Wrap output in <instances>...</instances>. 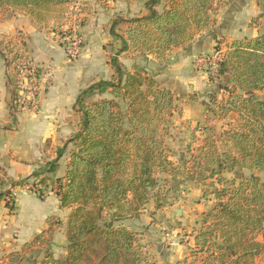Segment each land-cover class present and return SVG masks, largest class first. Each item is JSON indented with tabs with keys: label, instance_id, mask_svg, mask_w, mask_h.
<instances>
[{
	"label": "trees",
	"instance_id": "obj_1",
	"mask_svg": "<svg viewBox=\"0 0 264 264\" xmlns=\"http://www.w3.org/2000/svg\"><path fill=\"white\" fill-rule=\"evenodd\" d=\"M68 2L0 0V12L24 11L38 25L52 19L53 11ZM256 5L258 14L249 26L260 31L254 37L229 43L218 69L225 84L231 85L226 89L228 106L223 109H233L238 117V123L224 132L227 161L210 127H203L204 145L193 157L194 167L209 169L210 176H218L223 170L250 173H234L227 185L211 190L213 204L200 213V227L194 234L192 255H202L200 264H257L256 258L264 256V240L259 239L264 229V99L253 95L264 91V0H256ZM144 8V14L126 19L125 39L109 59L111 77L92 81L75 99L77 131L57 150L60 157L68 143L76 146L69 154L64 175L39 179L41 187L56 184L60 207L70 209L65 228L66 255H53L48 228L20 251L10 253L8 264L32 259L35 246L41 247L43 255L29 264L145 263L137 234L116 223L138 217L155 190V174L165 163L164 136L174 108V93L160 87L144 68L124 67L118 56L127 51L151 55L161 62L168 50L187 45L209 29L216 8L215 0H146ZM7 37L0 38V57L6 67L12 110L17 96L14 65L28 55L21 31ZM239 90L247 94L240 95ZM105 93L111 97L88 102ZM213 165L219 169L213 170ZM54 168L52 160L32 175L37 178ZM217 181L225 180L220 177ZM205 193L202 190V195ZM42 196L39 192L38 197ZM153 197L156 200V193ZM106 210L109 218L104 221Z\"/></svg>",
	"mask_w": 264,
	"mask_h": 264
},
{
	"label": "crops",
	"instance_id": "obj_2",
	"mask_svg": "<svg viewBox=\"0 0 264 264\" xmlns=\"http://www.w3.org/2000/svg\"><path fill=\"white\" fill-rule=\"evenodd\" d=\"M90 1L91 5H94L96 0ZM139 2L141 4L143 0L129 3L109 0L110 9L105 16L119 12L128 13V16L143 14L145 11ZM238 10L237 8L227 15L235 20L240 16ZM105 11L98 5L96 16H104ZM257 14L258 11L254 10L253 14L246 18L245 29L242 33L238 32L240 34L238 36H232L237 34L233 26L230 30L229 25H219L220 14L214 21L215 25L212 24L215 28L201 31L185 46L168 50L163 62L157 61L151 55H140L134 63L144 68L160 87L171 90L176 96L184 97L181 105L182 116L179 119L190 126L189 103L208 100L207 94H203L205 89L200 91L208 83L205 74L196 65L193 67L191 61L196 55L210 50L214 42L221 39H226L225 43H229L232 37L240 39L256 36L258 29L248 25L251 18ZM93 22L92 33H98L97 28L103 29V26L97 27L96 22ZM106 29L111 34L112 26H107ZM249 29L251 32H248ZM17 31H22L25 35V54L43 69L40 78L46 86L39 94L36 110L25 109L14 114L13 109L10 110L11 98L6 81V67L0 57V264H8L10 253L20 251L25 243L48 228L51 229L50 249L52 250L54 226L50 225L51 219L58 220L63 214L66 216L69 214L68 208L60 207L56 190L50 189L56 184H48L49 188L45 189V195L40 198L17 183L21 179H31L32 173L37 171L38 167H44L45 163L52 160L55 163L54 170L43 172L44 174L37 177L60 178L64 175L69 155L64 150L62 155L57 157V150L62 148L70 136L77 131L79 115L73 110L75 99L80 90L92 81L109 79L112 74L108 59L101 58V54H94L87 49L79 55L74 65H70L71 61L67 59L64 49L57 45L56 39L54 40V33L48 32L47 29L41 30L28 16L15 14L0 21V38L2 35H14ZM248 34L250 35L247 36ZM117 42L116 40L113 43ZM123 54H127V51L121 52L119 60L124 66L129 65L127 67L130 69L136 54L131 53L128 57H122ZM197 92H201L203 96L198 98V101H193L194 93ZM186 97L189 98L184 100ZM206 112L203 114V120L207 118ZM195 127L192 125L191 129L194 130ZM177 142L178 145L184 144L178 138ZM179 187H183V181L180 182ZM10 194H14L11 203L8 198ZM192 205V212L194 211L192 216L188 209H174L175 215L179 217L177 221L171 219L169 209H165L167 211L164 213H159L158 209L151 216L146 214V209H143L138 218L125 219L122 223L130 230L138 225H147L149 231L152 233L154 231L149 242L153 247L152 252L158 255L157 264H178V261L188 255L187 251H192L193 254L195 250L194 234L199 224L198 218L206 207L205 203L192 202ZM184 225L190 231L184 229ZM186 232L188 235L183 236ZM34 249L40 250L41 247L35 246ZM197 260L198 258L192 255V264H200Z\"/></svg>",
	"mask_w": 264,
	"mask_h": 264
},
{
	"label": "rangeland",
	"instance_id": "obj_3",
	"mask_svg": "<svg viewBox=\"0 0 264 264\" xmlns=\"http://www.w3.org/2000/svg\"><path fill=\"white\" fill-rule=\"evenodd\" d=\"M108 1L109 0H106L102 4L96 0L94 4L96 6H94L91 5L90 0H69L67 4L61 6L56 11L54 10L53 11L54 17L52 19H48L45 23L37 25L33 20L31 19L30 20L34 22L37 26H39L41 30L47 29L48 32H53L54 40L56 39L55 41L57 45L60 46L61 48L65 49V47L69 45V42H67L66 40H68V38L71 37L72 34L74 33L76 38L80 41L79 55L84 51H86L85 49H87L94 54H98V53L101 54V58H106L108 59L109 62L110 57L112 55H116V53L119 51V49L122 46V40H123L122 37H125V31L127 28L126 19H128L131 16H137L141 14L138 13L136 15L134 14L128 16V13L121 14V12H119V13H112L111 15L107 14V16H105L106 12L110 9ZM145 1L146 0H143L141 4L139 2V5H141L144 11L146 12L144 8ZM98 5L104 10H106L105 13L103 14L104 16L101 17L96 16ZM215 8H216L215 10L216 12L214 14V21H216V17L221 14V17L218 19L219 20L218 23L219 25L222 24L223 26L229 25L228 27H230V30H231V26H233L232 28L237 32V34H234L232 36L240 35L238 34V32L242 33L244 31L245 29L244 26L246 25L245 24L246 18L252 15L254 10L258 11L256 0H215ZM237 8L239 9L238 11H240L239 14L240 16L235 20H233L227 14H230L233 10H236ZM15 14L28 16L24 11L7 9V12L5 13L0 12V21L5 20L8 17ZM108 16H109L108 18L109 21L107 19ZM93 21L96 22L97 27H100V25L103 26V29L97 28L98 33L95 32L92 33L93 31L92 29H94ZM114 21L116 22L113 23ZM107 26L113 27L111 34L109 30L106 29ZM212 27L214 26L211 25L210 28ZM250 29L248 30V32H251L252 29L251 30ZM259 31L260 30H258V32ZM249 35L250 34H248L247 36ZM7 36L10 35H2L1 39L3 37L8 38ZM23 38H25L24 34H23ZM240 39H248V37L240 38ZM114 40L115 41L117 40L118 42L114 44L113 43L115 42ZM225 40L226 39H221L217 42H214V46H212L210 50L204 53L210 54L216 50H223V52H225L229 43L235 40V38L232 37V40L229 43H225ZM120 54L121 52L119 53V56ZM128 54L131 53L127 52V54H123L122 57H128ZM12 55L13 54L9 55L10 59ZM79 55H77L75 59L69 60L71 61L69 62V64L74 65L75 60H77ZM197 56L198 55H196L191 61L193 67H195L196 64L195 59ZM132 58L133 57L131 56V59ZM139 58H140V54H136V56H134L135 60L132 59L133 65H135L134 62ZM127 64H129V62H127ZM133 65H131V68L129 70L132 69ZM127 66L129 67V65ZM127 66L124 67L128 68ZM42 72L43 69L40 68V72H39L40 76H42ZM202 72H204L206 77L205 78L206 82L208 83L206 86L202 87L200 91H203L205 89L203 94H207L208 100L207 102L201 101L199 103L196 102L189 103V108L191 109V117L188 121V124L190 126H188L186 123H182V121L179 119L182 116L181 109H183V106L181 108V105L184 97L176 96V93L173 92L174 108L172 115L169 117V120L166 124V132L164 136V144L166 147L165 163L155 174L157 180L155 190L150 194L148 201L142 208V210L146 209L147 210L146 214L150 216L152 214H155L156 213L155 211L158 209L160 210L159 213H164L169 209L170 211L169 214L171 216V219L177 221L179 217L177 218V216L175 215L174 209H188L190 210V215L192 216V213L194 214V211L192 212V207H193L192 202L193 203L197 202L201 204L205 203L206 204L205 210H207L213 204V195L210 192L214 187H220L223 184L227 185V183H229V180L233 179L235 175L234 173H239V174L241 173L245 175H248L250 173L249 171L246 170L243 171L234 170L233 172H228L226 170H223L220 172L218 176H210L211 171L209 169L207 171L202 168L199 169L198 167L197 168L194 167L193 157L199 154L201 147H203L204 145L203 127H210L213 130V137H214L213 139L217 142L223 160L227 161L224 152L225 149L224 140H223L224 132L227 129H229L230 126L236 125L238 123L237 114L233 109L231 108H227V110L223 109L224 106L226 107L228 106L227 99L229 94L227 93V90L229 89V87H231V85L227 86L225 84L222 75L213 76L208 71H202ZM102 74L104 75V73ZM36 82H37L36 98L38 102L39 94H41V92L44 90L46 83L42 81L40 78H37ZM200 93L201 92L194 93L192 100L198 101V98L203 96L202 93L201 95H197ZM242 95L245 94L243 93ZM253 95L261 99H264V91L254 92ZM110 97L111 96L108 93H105L100 96L91 97L88 100V102L96 101L102 98H110ZM187 98L189 97H186L184 100H187ZM119 103L121 109L123 111H126L125 103L123 101H120ZM16 108H17L16 105H14L12 108L14 114L19 113L22 110H25V109L17 110ZM205 112L207 118H204L203 120V114ZM192 125L196 126L194 130L191 129ZM177 138L181 139L184 144L178 145V142L176 143ZM75 149L76 146L74 142H71L68 143V145L64 150L69 155ZM212 169L217 170L219 169V166L213 165ZM220 177H222L225 181L218 182L217 179ZM39 179L41 178L40 177L36 178L35 176H32L31 179H21L17 184H20V186L22 187L25 182L27 183L28 181H30V183L34 181L36 182L39 181ZM181 181H183V187L180 188L179 184ZM55 187L56 186H53L50 189L53 190V188L55 189ZM46 188L48 189L49 186L48 187L43 186L42 190L39 191L42 192L43 196L45 195V192L47 190ZM202 190H206L205 195H202ZM29 192H32L37 196L39 195V192L37 190L29 191ZM154 193H156V200L153 197ZM8 198H9V202L11 203L12 199L14 198V194L8 195ZM69 212L70 209L68 210V213ZM108 213H109L108 210L103 212L102 219L104 221H106L109 218ZM141 213L142 211L140 212V214ZM67 216L63 214L62 217H60L58 220L52 218L50 222V225L54 226L52 230L53 233L52 238L54 242L52 252L56 258H63L66 255L67 242L66 239L64 240V236H65V228H66L65 222ZM198 222L199 224L197 230L200 227V217L198 218ZM181 223L183 222L181 221ZM116 224L123 225L122 221L117 222ZM176 225H178V223ZM184 229H187L185 225H184ZM132 231L137 234V242L142 247V251L145 256L144 264H157L158 255L155 252H152L153 247L149 242L150 238L153 237L152 235H154V231L153 233L149 231L147 225H142V226L138 225L136 228L132 229ZM187 231L190 230L187 229ZM191 234H192V230H191ZM187 235H188L187 232L186 235L183 234V236H187ZM259 239L264 240V229L259 235ZM187 253L188 255L182 260L178 261V264H192V251L190 252L187 251ZM42 255H43L42 250L37 249L36 252H34L31 257H33L32 259H40ZM196 257L198 258L197 262L200 263L202 259V255L197 253ZM32 259L30 258V260L29 259L27 260L26 258V260H24L21 264H29L32 261ZM256 263L264 264V256L257 257Z\"/></svg>",
	"mask_w": 264,
	"mask_h": 264
},
{
	"label": "built area",
	"instance_id": "obj_4",
	"mask_svg": "<svg viewBox=\"0 0 264 264\" xmlns=\"http://www.w3.org/2000/svg\"><path fill=\"white\" fill-rule=\"evenodd\" d=\"M66 40V38H65ZM69 45L65 47L64 52L68 60L75 59L79 55V40L73 33L71 37L66 40ZM223 50H216L210 54H200L195 59V65L202 71H208L213 76L218 75L219 64L222 61ZM40 66L37 65L30 57L15 65V86L17 89V96L14 105L18 109H37V78H40ZM41 79V78H40ZM40 82V80H39ZM27 191L42 190L39 181L25 182L22 186ZM168 236V233H166Z\"/></svg>",
	"mask_w": 264,
	"mask_h": 264
},
{
	"label": "water",
	"instance_id": "obj_5",
	"mask_svg": "<svg viewBox=\"0 0 264 264\" xmlns=\"http://www.w3.org/2000/svg\"><path fill=\"white\" fill-rule=\"evenodd\" d=\"M238 93H239L240 95L243 94V92H242L241 90H239ZM244 94L246 95L247 93H244ZM180 214H181V213H179V211H178V215H180Z\"/></svg>",
	"mask_w": 264,
	"mask_h": 264
}]
</instances>
